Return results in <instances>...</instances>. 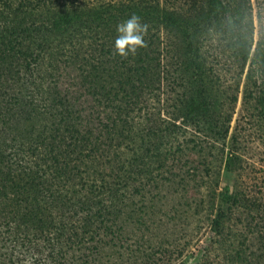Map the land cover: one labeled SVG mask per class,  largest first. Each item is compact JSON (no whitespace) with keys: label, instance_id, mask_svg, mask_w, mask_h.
<instances>
[{"label":"rangeland","instance_id":"374dc122","mask_svg":"<svg viewBox=\"0 0 264 264\" xmlns=\"http://www.w3.org/2000/svg\"><path fill=\"white\" fill-rule=\"evenodd\" d=\"M129 1L49 0L46 5L32 6L31 12L19 16L13 33L25 45L15 48V53L32 61L26 76L33 80L28 86L24 82L22 87L20 84L25 80L22 72L18 76L10 68H0V80L19 77L18 85L26 95L31 93L35 81L42 96L39 107L45 110L44 105L50 108L54 101L50 87L61 79L65 81L71 71L70 65L82 63L83 70H79L82 75L90 74L88 77L92 79L106 78L111 68L107 71L102 65H96L97 58L116 54L112 45L118 36L117 25L131 17L127 12L117 13L116 6ZM227 1L234 6L242 2L160 0V8L193 23L192 30L199 23L204 27L198 26L194 33L188 29L184 32V28L176 30L174 26L165 28L163 24L140 16L148 29L154 31L160 27L161 39L171 56L168 79L162 83L160 97L156 96L155 102L150 104L155 114L161 111L157 127L163 141L157 142L158 149L149 145L144 136L142 114L133 112L132 117L138 121L128 135L124 131L125 140L116 149L119 159L113 177L108 178L110 169L104 164H92L89 173H85L86 170L79 166L85 155L84 146L73 152L71 162L67 156L69 146L65 147V166L71 164L65 169L60 164L41 167L38 163L32 169L16 166L0 171L4 176L0 183V205L3 207L5 203L18 202L21 198L18 192L29 191L33 171H37V176L33 177L39 183L45 182L52 189L59 186L57 193L83 194L91 189L94 201L98 199V206L92 204L96 209L95 226L87 230L82 240L72 242L65 230L55 234L51 227L55 238L49 249H45L40 238L14 244L5 227L0 237V263L6 262L5 256L10 257L15 250V256L19 253L20 259L16 256L12 264H247L244 256L247 261L250 259L258 264L264 259V112L255 100L244 101L243 87L249 64L240 78V61L234 62L235 50L228 35L229 17L224 9ZM252 1L254 37L258 38L261 31L264 34V4L260 6L263 10L260 22L256 16L259 5L256 0ZM133 2L145 5L147 0ZM19 4V0L12 2L14 8ZM3 7L0 3V33L5 24L15 23L13 20L18 18L4 15ZM202 16H209L210 23L203 24ZM188 40L209 54L203 64H191L186 70V64L176 62L175 57ZM50 81L52 84H48ZM203 94L208 96L212 106L198 111L208 110L214 116L205 119L193 113L190 124H185L188 128H182L178 119L168 121L171 113L178 117L186 109L191 110L198 96ZM234 94H237L235 101ZM35 104L32 105L36 107ZM32 114L31 106L22 107L13 119L0 111V119L5 118L2 121H8L13 128L8 139L13 138L23 146L24 139H28V126H25ZM227 115H231L229 121ZM227 128L228 134L224 137L221 132ZM24 129L25 137L19 133L21 130L24 133ZM198 131H205L211 141L205 150L199 151L200 146L195 143L205 138ZM67 137L66 141L70 139L69 135ZM119 142L118 139L116 143ZM35 144L39 146L41 141ZM148 146L153 150H147ZM23 147L20 156L33 155L28 146ZM193 154L204 164L192 173V170L187 172L185 161ZM138 155L141 158H137ZM205 155H208L207 161ZM112 156L110 153L108 158ZM144 163L145 171L139 175V165ZM100 169L107 182L105 185L110 188H103L104 184L89 178L93 170ZM61 211L68 212L69 207L65 205V210ZM260 255L262 259H258Z\"/></svg>","mask_w":264,"mask_h":264},{"label":"trees","instance_id":"16d2710c","mask_svg":"<svg viewBox=\"0 0 264 264\" xmlns=\"http://www.w3.org/2000/svg\"><path fill=\"white\" fill-rule=\"evenodd\" d=\"M13 1L0 0V3L4 5L2 9L4 15L18 17L13 20L16 24L12 22L5 24L4 30L0 33V68L5 70L10 68L18 76L22 72V78H25V80L20 85L23 87L24 82L28 86L33 80L26 76L30 72L32 61L26 56L23 58L22 55L15 53V48H22L25 45L22 41H19V37L13 33V29L18 25L19 16L31 12L30 8H33L32 6L46 5L49 0H19L20 4L15 8L12 5ZM256 1L259 5L256 16L262 22L263 10L260 6L261 4L263 6L264 0ZM116 7L119 8L117 13L127 12L131 16L135 14L139 17H147L158 24H163L165 28L174 26L176 30L184 28V32H187L185 29L196 32V29L200 26L199 23L195 30H192L191 25L193 23L183 21L174 12L166 11L164 7L160 8V0H147L145 5H137L136 2L130 0L129 2H121ZM224 9L229 17L227 29L235 50L234 62L240 61V70L238 71L240 78L245 72L247 64H249L243 87L244 101L248 103L255 100L261 111L264 112V34L261 31L258 38L254 37V2L252 0H242L239 6H234L227 1ZM121 16H124V14ZM201 18L203 24L211 21L209 16H202ZM200 27L204 28L203 26ZM159 31L160 27L154 31L148 29L145 36L147 47L138 49L135 56L130 54L127 58H123L118 54H114V56L108 58L102 55L104 59L97 58L99 61L96 65H102L101 68H106L107 71L111 68V72L106 78L92 79L88 77L90 74L82 75V71H79L83 70L81 69L83 67L82 63L70 65L71 71L68 70L70 73L65 77V81L61 79L53 84L51 81L48 82V84H52L50 89L53 90L52 101L53 99L54 101L50 108L45 104V110L39 107L42 96L39 88L35 87V81H33L31 93L26 95L18 85L19 77H14L11 81L0 80V111L3 114L9 116L8 118L13 116V119L22 107L28 108L31 106L33 114L31 118H28L31 124L27 122L28 125L25 126H28V139H24L23 146H28V150L32 151L35 156L29 155V153L24 156L19 155L24 147L21 143L14 141L13 138L12 140L8 139L7 135L11 136L13 128L10 127V124L8 125V121H2L5 118L0 119V171L5 167L12 169L16 166L32 169L34 168L32 166L38 163L41 167L46 164L52 166L60 164V167L65 169V167L71 166L70 163L65 166V147L69 146L70 150L67 151V156L71 162L73 152L84 146L85 155L80 159L79 166L86 170L85 173L88 174L92 164L95 166V163H97L100 166L101 164L106 165L105 168L110 169L108 178L113 177L119 159L116 149L125 140L124 131L128 135L129 130L138 121L132 117L133 112L142 114L144 136L148 139L149 145L158 149L157 144L163 141H161L162 136L157 127L160 125L161 111L155 114L153 112L155 109H151L150 104L155 102L156 96L160 97L162 83L168 79L171 65V62H168L171 58L169 50L164 46ZM112 46L115 47V45ZM17 52L19 53V51ZM208 54L207 50H200L191 40H188L185 48H180L177 51V57L175 58H177L176 62L186 64L187 67H185L188 70V66L190 67L191 64H203L202 61L206 60ZM214 56L215 54L213 58ZM87 68L90 69L89 66ZM215 76L219 77L218 73ZM19 88L22 90L19 91ZM232 98L234 101L237 100V94L232 95ZM33 102L36 103V107L32 105ZM205 106L210 108L212 103L209 101L208 96L203 94L198 96L196 106L192 107L191 110L186 109L178 117L173 116L171 113L168 121L178 119L182 124V128H188L189 118L193 113L199 114L201 118L204 117L205 119L208 116H214V113L211 115L208 110L198 111L199 108L203 110ZM51 109L55 111L51 112ZM230 118L231 115L226 116L228 121ZM26 129L23 130L24 133H22V130L19 131L24 137ZM198 133L205 137L203 139L201 137L195 142L200 146L199 151L210 147L211 141L205 131H198ZM221 134L226 137L228 128ZM68 135L70 139L66 141ZM118 139L120 140L119 144L116 143ZM40 141L39 146L37 144L34 146V143ZM21 146L22 148L19 149ZM195 147L196 145L193 146V148ZM153 148L148 146L147 150L150 151ZM110 153L113 154L111 159L108 158ZM114 156L116 160H112ZM101 157H104V159L101 160ZM137 158H141V156L138 155ZM204 158L207 161L208 155H205ZM145 163L139 165L140 167L137 170L139 175H142L145 171ZM185 163L187 172L192 170L193 173L200 169L199 165L204 164V161L200 160L197 154H193ZM36 172L33 171L32 175L27 173L30 175L29 191L18 192L17 195L21 196L18 202L5 203L4 207L0 205V237L6 227L14 244L17 241L33 242L36 238H40L44 242L45 249H49L53 243V238H55L54 233L56 234L58 230H65V235H69L68 238L72 239V242L76 239L82 240L83 235L87 230H91L96 222V209L94 210L92 204L95 203V206H98L96 205L98 199L94 201L92 190L86 189L83 194L73 193V191L69 194L57 193L56 188L59 186L52 189L45 182L39 183L33 177L37 176ZM2 173L0 172V183L4 179ZM102 173L103 170L101 169L93 170L89 174V178H92V180L97 179L101 185H105L107 182H104L105 179H103ZM207 176H210V174L207 173ZM26 183L28 182L26 181ZM106 185L102 187H108ZM225 195L226 193L223 197ZM65 205L69 207L68 212L61 211L63 208L65 210ZM215 221L216 223L219 222L218 219H215ZM51 227H53L54 233ZM23 242L21 243L25 244ZM15 254L16 250L10 257L6 255L7 261L0 264H12L16 256L20 259L19 253L16 256ZM33 254H37V252L33 251ZM244 259H246L247 264H257L250 259L247 261L246 256H244ZM258 259H262V255L258 256ZM258 264H264V259L259 260Z\"/></svg>","mask_w":264,"mask_h":264},{"label":"clouds","instance_id":"9594fccd","mask_svg":"<svg viewBox=\"0 0 264 264\" xmlns=\"http://www.w3.org/2000/svg\"><path fill=\"white\" fill-rule=\"evenodd\" d=\"M118 37L115 40V52L123 58L130 54L135 56L140 48H146L145 36L148 25L141 22L138 15L133 14L129 19L117 25Z\"/></svg>","mask_w":264,"mask_h":264}]
</instances>
